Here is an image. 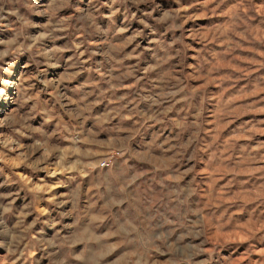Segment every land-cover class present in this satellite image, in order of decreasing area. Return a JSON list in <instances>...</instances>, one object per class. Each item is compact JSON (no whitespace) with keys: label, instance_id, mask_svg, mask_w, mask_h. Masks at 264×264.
Returning <instances> with one entry per match:
<instances>
[{"label":"rangeland","instance_id":"1","mask_svg":"<svg viewBox=\"0 0 264 264\" xmlns=\"http://www.w3.org/2000/svg\"><path fill=\"white\" fill-rule=\"evenodd\" d=\"M0 264H264V0H0Z\"/></svg>","mask_w":264,"mask_h":264}]
</instances>
